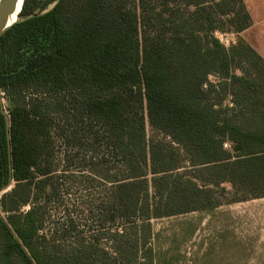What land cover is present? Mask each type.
<instances>
[{"label":"trees","instance_id":"trees-1","mask_svg":"<svg viewBox=\"0 0 264 264\" xmlns=\"http://www.w3.org/2000/svg\"><path fill=\"white\" fill-rule=\"evenodd\" d=\"M51 1L24 0L0 37V264H152V219L264 197V59L214 35L251 26L243 0H57L34 13ZM226 91L232 106L212 101ZM71 168L110 185L91 244L60 242L72 219L39 234Z\"/></svg>","mask_w":264,"mask_h":264},{"label":"rangeland","instance_id":"rangeland-1","mask_svg":"<svg viewBox=\"0 0 264 264\" xmlns=\"http://www.w3.org/2000/svg\"><path fill=\"white\" fill-rule=\"evenodd\" d=\"M45 1L47 0H36L39 5H42ZM56 1L57 0H52L45 8L41 10L36 9L34 12L44 13L50 10L55 5ZM244 3L254 17H264V0H244ZM254 32L255 26L251 33L253 41L255 40ZM214 35L225 48L235 44L237 38L243 37V35H234L230 32H216ZM236 73L240 74L239 71ZM209 80L214 84L219 82L214 76H210ZM0 94L3 96L2 93ZM230 95L229 91H226L222 95L216 92L211 95V98L214 103H217L221 99L222 102L228 106H232ZM1 98L3 111L7 113L8 103L3 97ZM145 126L148 139L154 137L158 139L162 138L149 128L147 122ZM56 147V151L59 152L61 147L60 144L57 143ZM57 162L59 163L57 169L59 172H62L64 169H61L59 158ZM114 164L113 161H110L108 165L114 168ZM69 170L73 172L71 173L74 174L73 178L68 181H59V194L48 202L45 208L44 229L40 231L39 234L46 235L50 238V230L55 222L60 223L64 220L72 219L74 223L77 224L76 231H72L67 238L63 240L60 239V242L66 245L76 244L79 242L80 238H83L85 243L91 244L94 242L91 238L97 233L99 228L97 216L100 213L98 209L101 207L100 204L102 199L105 198L104 191H106L110 185H105V183H103L104 185L98 184L100 180L94 177L88 170L83 171L81 174L77 173L75 168ZM60 174L62 173H57L56 176H61ZM83 177H87L89 180L83 179ZM80 181L84 183L82 184ZM222 188L230 190L228 184L222 185ZM216 192L218 193L219 191L216 190ZM1 195L2 194H0V198ZM260 204L261 205L257 207V209H264V199L260 201ZM104 206L105 205H103V207ZM229 206L230 205L221 206L216 215H210L207 212L200 211L152 219L150 224L153 235L148 245V248L152 251V264H224L223 250L220 249L222 243L219 241V231L223 229L224 225L223 215L231 212V219L234 220L233 228L238 229V216L241 213V208H243L242 205L237 204L231 207ZM29 208V206L21 207L19 212L25 214ZM229 208H232V211H230ZM0 213L3 215L1 211ZM119 222L120 221H117L116 223L119 224ZM105 226L111 228V224L109 223ZM115 227H117L116 224ZM115 227L113 228L114 230ZM232 232L235 233L234 230H232ZM233 237L238 238V236ZM101 243L103 246H106L105 240L99 242V246L102 245ZM259 251L263 252L262 250ZM235 252L237 251L233 250V254ZM248 252L254 253L257 252V250H249ZM239 260L240 259L235 256H232L230 259L232 264H239ZM250 260L254 259L248 258V261ZM146 262H148V260L139 261V264H145Z\"/></svg>","mask_w":264,"mask_h":264},{"label":"crops","instance_id":"crops-1","mask_svg":"<svg viewBox=\"0 0 264 264\" xmlns=\"http://www.w3.org/2000/svg\"><path fill=\"white\" fill-rule=\"evenodd\" d=\"M248 12L250 14L252 24L248 29L240 33V35H243L242 39L248 44L250 43L249 45L253 47V49L264 59V17H254L249 10ZM254 26L255 40L253 41L251 33ZM263 199L264 197L250 199L239 203L224 204L230 205L229 207L235 204L243 206V208H241V213L238 216V229L233 228L234 220L231 219V212L224 215L222 214L224 217V225L223 229L219 231V241L222 243L220 249L223 250L224 264H232L230 261L232 256L240 259L238 261L239 264H264V209H257V207L261 205L260 201ZM221 206L209 210H202L201 212L216 215ZM229 209L232 211V208ZM232 230H234L235 233H233ZM233 236H238V238ZM233 250L237 252L233 254ZM249 250H257V252L251 253L248 252ZM259 250H262L263 252ZM248 258L254 260L248 261Z\"/></svg>","mask_w":264,"mask_h":264},{"label":"water","instance_id":"water-1","mask_svg":"<svg viewBox=\"0 0 264 264\" xmlns=\"http://www.w3.org/2000/svg\"><path fill=\"white\" fill-rule=\"evenodd\" d=\"M23 1L24 0H21L19 14L22 9ZM18 3H19V0H1L0 2V37L19 19V14H18L16 21L13 24L9 25V19L11 15L15 12ZM0 107H1V110H3L1 94H0ZM5 124H6V130H7V139L9 141V133H8L9 118L7 115L5 116ZM8 150H9V145H8ZM9 188H10V183L7 186L0 189V194L8 191Z\"/></svg>","mask_w":264,"mask_h":264},{"label":"bare ground","instance_id":"bare-ground-1","mask_svg":"<svg viewBox=\"0 0 264 264\" xmlns=\"http://www.w3.org/2000/svg\"><path fill=\"white\" fill-rule=\"evenodd\" d=\"M0 2H1V0H0ZM20 4H21V0H19V3L17 5L15 12L11 15V17L9 19V25L13 24L16 21L17 16L19 14V10H20Z\"/></svg>","mask_w":264,"mask_h":264},{"label":"built area","instance_id":"built-area-1","mask_svg":"<svg viewBox=\"0 0 264 264\" xmlns=\"http://www.w3.org/2000/svg\"><path fill=\"white\" fill-rule=\"evenodd\" d=\"M228 146H229V145H228L227 143L224 144V147H225V148H228Z\"/></svg>","mask_w":264,"mask_h":264}]
</instances>
